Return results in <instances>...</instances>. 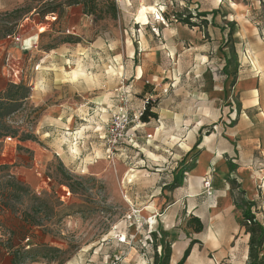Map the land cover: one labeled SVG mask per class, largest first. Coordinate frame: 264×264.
I'll list each match as a JSON object with an SVG mask.
<instances>
[{
  "label": "crops",
  "instance_id": "0c3cea01",
  "mask_svg": "<svg viewBox=\"0 0 264 264\" xmlns=\"http://www.w3.org/2000/svg\"><path fill=\"white\" fill-rule=\"evenodd\" d=\"M142 1L140 6L147 5ZM149 2L163 10L165 0ZM198 5L202 10H213L203 8L201 2H196ZM45 21L50 28L36 26L22 34L24 46L8 48L22 82L31 87L29 99L40 113L41 123L36 126L39 140L63 132L73 135L69 144L52 142L44 150L63 162H72L83 133L105 131L121 89L130 90L133 108L152 96V111L158 117L132 128L136 139L124 142L119 154H128L126 177L131 192L127 201L147 217L149 224L142 228L145 236L149 237L151 229L152 234L157 232L165 239L172 237L170 264L181 260L193 239L198 242L184 264H189L195 252L205 264L208 258L213 260L211 253L223 264H246L250 233L235 202H240L241 193L246 201H254L258 185L264 182V54L251 62L245 60L231 73L226 70L228 57H224L226 68L225 64L220 67L222 75L215 81L211 66L216 39L203 29L212 26L222 30V24L190 27L171 22L168 28L180 24L193 31L189 47L180 50L177 43H169L177 36L172 32L154 34L162 44L158 48L151 46V38L147 40L143 33L133 37L112 31L101 32L90 41L84 36L82 41L70 39L65 43L68 45L44 48L39 47L40 38L48 29L53 30V22ZM64 21L68 33L78 34L75 31L87 27L91 20L82 4H74ZM124 40L128 42L126 48L119 43ZM31 42L38 46L23 49ZM157 53L166 66L155 64ZM187 53L192 61L185 65ZM200 71L211 72L206 83L198 79ZM200 87L204 89L200 91ZM24 142L36 155L42 149L35 140ZM104 146L99 153L106 154L105 141ZM206 178L215 188L222 184L224 191L208 194ZM235 181L242 184L240 192L231 185ZM247 186L257 191L250 193ZM66 192L71 195L68 188ZM193 216L204 224L201 232L186 229ZM141 255L130 258L140 260ZM132 263L136 261L132 259Z\"/></svg>",
  "mask_w": 264,
  "mask_h": 264
},
{
  "label": "rangeland",
  "instance_id": "374dc122",
  "mask_svg": "<svg viewBox=\"0 0 264 264\" xmlns=\"http://www.w3.org/2000/svg\"><path fill=\"white\" fill-rule=\"evenodd\" d=\"M77 1L82 0H0V40L7 33L25 34L39 25L41 29L50 28L51 24L45 21L49 19L53 22V30L48 29L49 31L41 36L39 47L68 45L65 44L68 40L82 41L84 36L90 41L101 32L112 31L114 34L130 33L133 37L143 33L147 40L151 38L149 41L151 46L158 45L157 47L161 48L162 44L154 34L163 35L172 32L177 36L172 37L169 43H177L180 50V47H189L188 43L193 31L180 24H177L178 27H168L171 22L178 23L175 21L177 13L183 12L185 8L195 10L196 2H201L205 9L218 10L217 21L226 28L220 30L211 26L208 30L203 29L205 34L211 33L216 39L214 61L211 66L216 73L215 81L222 75L220 67L225 64L224 57L229 58L226 59L228 63L226 70L231 73L245 60L251 62L255 57L264 54V0H177L178 6L175 5V0H165L162 4L163 12L158 6L148 5L149 0H144L147 5L143 6H140L142 0H130V3L129 0H95V5L91 4V10L87 13L90 23L84 29L79 28L75 31L79 32V35L68 33L64 21L69 14V7ZM113 2L117 6L115 16H113ZM166 14L170 19L164 17ZM119 43L126 48L125 44L128 42L124 40ZM11 45L16 44L10 39L0 42V91L12 80L7 60L12 56L8 54ZM9 58L12 60L13 56ZM186 61L185 65L192 61L190 53H187ZM155 64L166 66L160 53L155 55ZM223 67L226 68V64ZM210 71H200L198 78L200 82L206 83L209 80V74L212 72ZM203 89L204 87H200V91ZM35 109L30 99H27L23 109L12 115L14 118L12 123L18 132L16 136H11L12 140H0V164H9L10 172L28 183L33 193L46 198L53 210L51 213L53 223L49 225V231H45L42 227H30V231L26 234L29 241L25 243L30 247L26 249L48 244L58 248L59 251L50 253L49 258L39 256L28 259L23 264H133L132 259L136 264H154L156 249L153 244L143 245L147 243L144 228L139 229L136 224L130 225L125 217L131 207L127 201L131 192L126 177L128 169L125 157L128 154L120 156L119 150L114 158L108 159L106 154L99 153V150L105 147L104 133L107 126L102 134L96 130L83 133L79 139V149L76 150L74 145L71 147L73 151L76 150L71 156L72 159L75 158L74 161L69 163L64 161L66 162L64 163L58 155L47 153L44 148L52 142L58 146L63 142L69 144L68 139H73V135L63 132L40 141L36 132V126L41 123L40 113H36ZM24 133L34 134L35 139L32 140L42 146L37 155L25 146L24 141L27 140H20V136ZM42 152L45 153L41 155ZM64 170L71 174L70 178H67ZM66 182L73 184V192ZM231 185L237 192L243 189L238 181L232 182ZM216 187L211 186L212 193L218 194L224 191L222 184H217ZM67 188L71 192L70 196L66 192ZM248 189L250 193L257 191V189L250 190L249 187ZM29 196L25 197L23 208L35 202L29 199ZM239 198L242 204L249 205L244 193H241ZM254 201L252 208L264 222V182L258 185V193ZM186 229L193 232L191 227L186 226ZM20 230L18 220L5 218L3 215L0 217L2 240H7L13 235L18 243L23 245L24 240L20 239ZM118 232H127L131 243H119ZM166 239L169 241L172 237L167 235ZM156 242L159 241L156 239ZM157 247L160 248H157L158 252H161L162 246ZM138 254L143 255L140 260L130 258ZM205 255L213 258V260L208 258V264H223V261H217L212 253L208 256L206 250ZM10 257L7 246L0 245V263H9ZM190 260L189 264H205L198 252H195Z\"/></svg>",
  "mask_w": 264,
  "mask_h": 264
},
{
  "label": "trees",
  "instance_id": "16d2710c",
  "mask_svg": "<svg viewBox=\"0 0 264 264\" xmlns=\"http://www.w3.org/2000/svg\"><path fill=\"white\" fill-rule=\"evenodd\" d=\"M95 0H82L77 1L74 4H82L86 13L91 10V4L95 5ZM73 4V5H74ZM178 6V3L175 4ZM114 14L116 15L117 6L115 2L112 3ZM93 10V9H92ZM217 13L218 10H202L198 5L195 10L185 8L183 12L177 13L175 19L183 24H187L190 27L199 26L206 27L208 24L217 25ZM211 15L209 19L208 16ZM170 19L168 14L164 17ZM40 26V25H39ZM222 30H225V26H220ZM10 34V33H7ZM5 34L4 36H6ZM3 36V37H4ZM31 87L26 83H14L10 82L7 87L0 91V140L7 139L11 136L17 135V130L14 127L12 121L14 120L13 114L23 109V105L31 95ZM153 103H150L143 113L142 120L144 122L149 121L151 118H157L158 114L152 111ZM37 110V109H35ZM13 138V137H11ZM35 139L34 134L24 133L20 136V140ZM67 178L71 177V174L64 170ZM66 185L74 191L73 184L66 182ZM35 200L30 203L26 208L22 207L25 203V197ZM236 206L241 208L244 216V225L246 231L250 233L249 240V257L246 264H264V222L256 217V214L252 208L255 204L253 200H247L248 206H245L241 202L236 200ZM9 212V214L7 213ZM52 208L46 198H42L31 191L30 186L21 177L16 176L10 172L9 164H0V217L3 215L5 218H13L19 221V235L23 241L28 236L26 234L30 231V227H42L45 231L50 230V226L53 223ZM195 221V224L191 222ZM50 223V224H49ZM188 227L193 228L195 232H201L204 229V224L198 218L193 216L188 221ZM13 233V232H12ZM15 234V230H14ZM155 240L158 239V243L155 241L154 247L156 249L154 254V264H170V257L172 254L171 242L164 238L163 235L157 236V233H153ZM198 240L193 239L190 245L184 252L183 257L177 264H184L187 257L190 255L192 247ZM0 245H6L11 257L10 262L7 264H23L28 259H35L39 256L49 258L50 253L59 251L58 248L50 246L48 244H40L30 249H26L25 245H20L15 236L2 240L0 238ZM162 246V251L158 252L157 246Z\"/></svg>",
  "mask_w": 264,
  "mask_h": 264
},
{
  "label": "built area",
  "instance_id": "2783aa9c",
  "mask_svg": "<svg viewBox=\"0 0 264 264\" xmlns=\"http://www.w3.org/2000/svg\"><path fill=\"white\" fill-rule=\"evenodd\" d=\"M163 12V10L161 11ZM57 18V16H55ZM53 17V19L55 18ZM49 20V19H48ZM3 39L12 40L16 45L24 46V39L22 34L20 33H10L3 37ZM37 42H31L28 46L25 45V48L37 47ZM12 57V56H9ZM8 57V65L11 69L10 76L12 77V82L20 83L21 80V72L18 66L15 64V61L10 60ZM10 72V71H9ZM155 99L150 96L146 97L143 101L142 105L139 108H133L131 106V98H130V90L127 88H123L120 90L118 105L115 110L111 113V119L107 124V129L104 133V141L106 145V157L108 159H112L115 157L116 152L119 151L124 142L133 143L136 139V136L131 129L137 128L144 121L142 120L143 113L150 103H153ZM13 138L8 137L6 140H12ZM204 186L207 189L208 194H212L211 186L212 180L209 178L204 179ZM69 194V193H68ZM130 210L125 215L126 221L131 224H136L138 228L142 229L145 224H149L146 217L141 215V212L138 207L133 204H130ZM149 237L146 239V244L143 245H151L155 244V238L152 236L151 229L148 231ZM142 241V239L140 238ZM29 241V237L24 240V245L26 248L30 247L29 244H25ZM117 241L123 244H130V238L127 232H118L117 233ZM144 242V241H143ZM159 248V247H158ZM160 249V248H159ZM160 251V250H159ZM1 264V263H0Z\"/></svg>",
  "mask_w": 264,
  "mask_h": 264
},
{
  "label": "bare ground",
  "instance_id": "6f19581e",
  "mask_svg": "<svg viewBox=\"0 0 264 264\" xmlns=\"http://www.w3.org/2000/svg\"><path fill=\"white\" fill-rule=\"evenodd\" d=\"M25 42H26V40H25ZM74 146L77 147V144H75ZM146 218H147V217H146ZM246 254H247V253H246Z\"/></svg>",
  "mask_w": 264,
  "mask_h": 264
}]
</instances>
